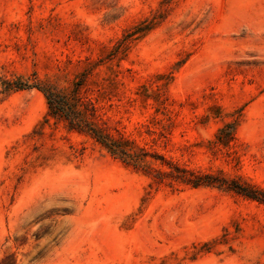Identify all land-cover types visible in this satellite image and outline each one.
<instances>
[{
  "label": "rangeland",
  "instance_id": "obj_1",
  "mask_svg": "<svg viewBox=\"0 0 264 264\" xmlns=\"http://www.w3.org/2000/svg\"><path fill=\"white\" fill-rule=\"evenodd\" d=\"M85 72L138 165L45 120ZM0 264H264V0H0Z\"/></svg>",
  "mask_w": 264,
  "mask_h": 264
},
{
  "label": "trees",
  "instance_id": "obj_2",
  "mask_svg": "<svg viewBox=\"0 0 264 264\" xmlns=\"http://www.w3.org/2000/svg\"><path fill=\"white\" fill-rule=\"evenodd\" d=\"M87 79V73H82L73 83L70 89H57L52 86H44L41 91L44 93L47 102L45 120L49 118L62 120L69 130L85 133L95 142L104 147L110 154L121 158L123 161L138 165L143 152L133 141L127 139L123 134L114 136L101 126L97 119V107L92 97L81 94V88ZM2 91L20 90L26 86L19 79L15 81L2 80ZM185 182L198 186L200 184H211L209 175L189 174ZM236 191L244 195L257 198L256 193L246 188L237 186Z\"/></svg>",
  "mask_w": 264,
  "mask_h": 264
}]
</instances>
